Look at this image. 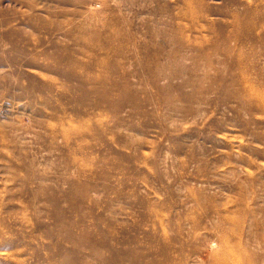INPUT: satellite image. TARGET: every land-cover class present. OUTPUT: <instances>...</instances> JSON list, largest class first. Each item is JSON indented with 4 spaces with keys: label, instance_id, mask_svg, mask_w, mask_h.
<instances>
[{
    "label": "rangeland",
    "instance_id": "rangeland-1",
    "mask_svg": "<svg viewBox=\"0 0 264 264\" xmlns=\"http://www.w3.org/2000/svg\"><path fill=\"white\" fill-rule=\"evenodd\" d=\"M0 264H264V0H0Z\"/></svg>",
    "mask_w": 264,
    "mask_h": 264
}]
</instances>
